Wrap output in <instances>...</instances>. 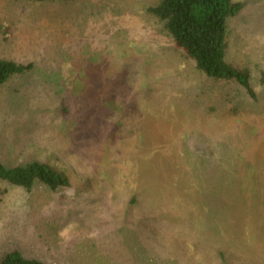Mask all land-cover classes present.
<instances>
[{"label":"rangeland","instance_id":"rangeland-1","mask_svg":"<svg viewBox=\"0 0 264 264\" xmlns=\"http://www.w3.org/2000/svg\"><path fill=\"white\" fill-rule=\"evenodd\" d=\"M158 0H0V162L70 185L0 179V257L45 264H264V0L228 20L225 59L255 99L195 68Z\"/></svg>","mask_w":264,"mask_h":264},{"label":"trees","instance_id":"trees-1","mask_svg":"<svg viewBox=\"0 0 264 264\" xmlns=\"http://www.w3.org/2000/svg\"><path fill=\"white\" fill-rule=\"evenodd\" d=\"M36 4L68 3L75 0H19ZM243 4L232 0H158L146 8L148 14L161 23L174 46L189 58L196 69L215 80H230L256 98L252 76L247 67H235L225 59L228 20L241 11ZM23 64L0 59V85L15 74L32 69ZM0 179L25 190L42 183L51 190L70 185L68 176L48 163L37 160L22 165L6 166L0 162ZM0 264H45L37 258L10 250L0 257Z\"/></svg>","mask_w":264,"mask_h":264}]
</instances>
